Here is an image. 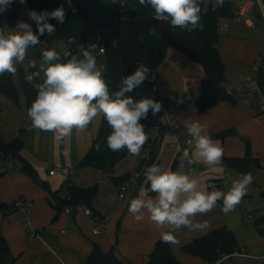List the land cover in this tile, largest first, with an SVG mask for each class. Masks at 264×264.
Segmentation results:
<instances>
[{"label":"crops","instance_id":"1","mask_svg":"<svg viewBox=\"0 0 264 264\" xmlns=\"http://www.w3.org/2000/svg\"><path fill=\"white\" fill-rule=\"evenodd\" d=\"M210 1L215 5L216 0ZM12 3L15 8L8 7L4 13L16 10L19 20L32 26L28 1L22 4L20 0H13ZM257 3L258 0H232L234 16L222 20L217 43L225 70L213 79V87L227 89L231 83L234 86L245 82L247 76L258 79L259 72L256 73L254 67L258 65L260 68L264 60V19ZM246 5L249 7L246 16H240L241 7ZM16 27L7 26L5 33L15 32ZM61 43L67 44L65 41L51 45L45 42L39 44L53 49V44L60 47ZM33 48L30 47L28 53ZM37 58L42 59L41 55ZM36 62L38 75L35 79L40 82L37 59ZM28 65L29 72L19 69L24 71L25 76L32 71L30 60ZM205 77L202 64L171 47L159 65L153 82L158 85V93L162 98L173 101L181 99L189 88H200ZM16 83L19 85L20 79ZM231 96L232 100H222L211 107L180 114L179 127L166 130L161 135L158 165L165 170L174 172L179 153L178 142L190 137L186 125L193 121L207 126L208 134L223 148V156L244 157L249 141L252 155L259 162L251 166L249 173L253 181L234 211L223 213L222 202L218 201L217 206L206 215L194 217L201 227H181L174 233L177 242L171 243V246L180 264H209L201 257L185 252L183 247L221 227L232 231L240 248L246 252L253 255L264 253V233L253 223L255 218L264 216V91H238L233 87ZM0 102V134L6 142L21 141L20 155L32 165L35 172V177L23 172L21 161L13 156L12 160L5 159V156L0 159V232L16 258L14 264H91L88 257L96 244L105 252L115 245L124 264H147L161 232L170 230L167 226L157 228L147 214L142 221L137 222L128 211L132 199L155 198L156 193L151 191L150 182L146 178L138 182L134 195L120 201L119 186L106 171L80 166L99 132L103 118L95 119L85 131L73 129L70 136L57 141L53 133L31 126L25 94L21 88L18 101L0 93ZM224 131L230 132L222 136L220 133ZM190 150H194V142L190 143ZM141 159V153L124 159L116 166L115 174L128 173L129 180L135 178L139 174ZM9 164H12L11 168H7ZM58 165L71 167L68 178L50 175V169ZM221 166L223 171L219 170L220 166H209L203 160H197L195 170L185 173L198 180L200 190H216L210 186V182L217 180L227 192L231 185L230 181L225 185L227 176L236 179L245 173L222 163ZM95 185L98 193L93 200L92 210L95 215L109 217L107 230L100 234L94 233L96 223L92 215L77 210L66 212L68 205H60L63 195L68 193V186L87 188ZM19 197L33 202L31 213L15 211L2 215V206L7 207L6 213ZM65 228L68 231L63 232ZM32 230L37 233L33 237L30 236ZM252 261L250 257L240 256L231 264H250ZM261 262L264 264V261Z\"/></svg>","mask_w":264,"mask_h":264},{"label":"clouds","instance_id":"2","mask_svg":"<svg viewBox=\"0 0 264 264\" xmlns=\"http://www.w3.org/2000/svg\"><path fill=\"white\" fill-rule=\"evenodd\" d=\"M13 0H0V13L7 11ZM140 5L150 6L154 17L169 21L172 28H181L192 32L202 29L201 0H138ZM25 3V0H20ZM226 0H216L215 7H223ZM36 24L34 33L31 24L20 21L15 32L5 33L0 30V75L5 72L16 73V63H22L30 47L40 43V36L52 35L56 28L48 23L55 19L63 24L66 13L63 7L52 12L28 13ZM148 35L157 36L155 28L148 29ZM74 43L68 38L67 45ZM61 52L47 49L41 53L45 79L38 87L37 97L28 109L31 126L44 132H51L55 140L61 141L72 133L73 129L85 131L98 117L107 121L111 133L106 137L109 150L119 152L124 149L132 156L140 155L142 147L148 141L145 127L140 122L147 119L149 112L156 115L161 111V103L152 98L135 100L126 95L140 87L150 79V69L143 63H138L136 70L121 79L119 89L109 91L103 78L102 69L97 66V50L103 52L96 43L90 42L87 47L79 45V53L73 54L61 43ZM189 143L194 142V150H184L180 157L177 171L165 170L162 166L153 164L146 167L144 176L150 182V189L156 193L155 198L132 199L128 211L137 222L142 221L147 214L157 228L169 227V231L161 232L164 243H176L173 235L181 227L196 229L201 227L194 220L197 215H206L222 200L221 211L228 214L235 210L242 198L247 194L252 183L251 173L241 174L233 179L228 175L225 185L231 182L227 192L222 190H200L198 180L186 174L185 161L192 165L197 160H203L209 166H220L223 158V148L208 134L205 124L193 121L186 125ZM96 150H100L97 144ZM215 189V185H212Z\"/></svg>","mask_w":264,"mask_h":264},{"label":"trees","instance_id":"3","mask_svg":"<svg viewBox=\"0 0 264 264\" xmlns=\"http://www.w3.org/2000/svg\"><path fill=\"white\" fill-rule=\"evenodd\" d=\"M29 12H52L59 7H63L66 17L63 24L55 19H49L48 23L55 26L56 31L52 35L40 36V42L49 45L57 41H65L72 37L74 43L69 49L73 54H78V45L84 39L86 33L97 26H112L115 29L116 44L107 47L105 55L97 57V66L102 60L105 63V79L109 91L119 89L121 79L131 75L138 65L143 63L150 69V79L158 71L159 65L166 58L168 49L173 47L192 59L203 65L206 77L201 81L202 99L198 105V110L211 107L222 100H232V96L226 92L225 88L213 87V79L221 75L225 70V63L219 53L217 43L220 38V24L222 20L234 16L232 10V0H226L223 7H215L210 0H201L200 16L202 29L197 28L188 32L181 28H172L169 21L159 20L154 17V10L147 5H140L138 0H27ZM125 2L123 12L119 11L120 3ZM20 22L16 10L7 13H0V30L5 32L7 26H17ZM32 22V29L36 32V24ZM155 28L159 34L157 36L148 35V29ZM20 84L14 80V74L5 72L0 75V93L18 101L19 90L24 92L27 104V111L37 97L38 88L31 83L25 76L23 70L19 71ZM147 83L149 80H146ZM258 84L260 90L264 91V60L259 68ZM135 100L137 97L135 90L127 93ZM1 111V102H0ZM155 115L151 111L147 119L140 122L145 127V133L148 141L141 149L143 154L149 147L148 160L141 159L139 165V182L145 179L144 170L153 164L158 165V154L161 148V136L152 141L150 125ZM230 131L220 133L222 136ZM111 133V128L107 121L102 119L101 126L96 138L93 141L88 153L82 158L80 166L93 167L106 171L116 185L120 186L129 180V174L116 175L115 168L124 159L132 156L126 149L113 152L108 149L106 137ZM151 142V144H150ZM100 145V150H96V145ZM21 141L15 140L11 143L4 141L0 134V159L21 161V170L31 177H35L32 165L20 155ZM180 155L178 154L174 172L180 164ZM221 163L224 166L234 168L240 172L249 173L252 165H258L251 152V143L247 142L246 154L244 157L230 158L223 156ZM1 173V172H0ZM216 190L224 191L223 187H217ZM66 197L61 199V206L83 204L91 209L93 200L98 193L97 185L93 187H67ZM213 191V190H211ZM219 202H222L219 201ZM5 206H2V215L5 214ZM264 222V216L255 218L253 223L258 227L261 233V223ZM167 232V231H166ZM175 233V232H174ZM173 233V235H174ZM240 248L238 240L234 233L225 227L217 228L207 234L186 244L183 249L185 252L201 257L208 263H214L224 254L232 253ZM15 257L5 237L0 232V264H14ZM91 264H124L119 257L116 246L108 252H105L96 244L88 257ZM147 264H180L176 259L171 243H164L161 238L158 239L153 252Z\"/></svg>","mask_w":264,"mask_h":264},{"label":"built area","instance_id":"4","mask_svg":"<svg viewBox=\"0 0 264 264\" xmlns=\"http://www.w3.org/2000/svg\"><path fill=\"white\" fill-rule=\"evenodd\" d=\"M261 15L264 19V0H258ZM10 9H14L15 5L11 3L9 6ZM125 9V2L122 1L119 5V11L123 12ZM249 10V7L243 6L240 9L239 15L240 16H246L247 12ZM90 42L96 43L100 48H103L104 51L101 53L99 50H97V57H103L106 53L107 47L111 45L116 44V37H115V29L112 26H97L93 29L89 30L84 39L81 41L79 45H83L85 47L88 46ZM78 45V49H79ZM69 49L71 48L70 45ZM36 59H30V66L32 68V71L28 75L29 80H34L38 73L36 70ZM255 72H259V66L255 65L254 67ZM245 82L230 86L226 89V92L231 95L233 87H235L238 91H248V90H256L257 92L261 91L258 79L254 78L252 76H247L245 79ZM147 88V89H146ZM137 97L141 98H152L154 100H157L161 103V111L157 113L150 125V131L152 133V141L160 137L164 131L166 130H175L179 127V115L182 113H186L193 109H198V105L202 99V90L200 88L192 89L189 88L187 90V93L179 100H173L169 101V103L166 105L165 99L162 98L158 93V85L155 82L147 83L145 81L140 87L135 89ZM191 138H187L186 140L179 141V155L181 156L182 152L184 150H190V143L189 141ZM151 144V142H150ZM149 158V147H147L146 151L142 154L143 160H148ZM12 164H9L7 168H11ZM195 170V163L192 165H188L187 161H185V169L184 171L187 173H192ZM72 172V169L70 166H62L58 165L52 169H50L49 173L50 175H62L65 178H68ZM139 174L132 178L122 185L119 186L118 191V197L120 201H125L128 198L132 197L134 193L136 192L137 186H138V180ZM215 185V188L221 186V182L214 180L210 182V186ZM213 188V187H212ZM63 197H66V194L63 195ZM33 209V202L30 200H26L22 197H19L12 205L11 209H8L5 214H10L15 211H20L25 214L31 213ZM72 210H77L80 212H83L87 215H92L93 219L95 220L96 226L94 228L95 234H100L102 232H105L108 228V216L107 217H101L99 215H95L93 210L83 204H76V205H68L65 208L66 212H71ZM250 212V211H249ZM2 217H0L1 219ZM261 228L264 229V222L261 223ZM68 231V228L63 229V232ZM37 233L35 231H30V236L33 237ZM240 256H247L253 259V261L250 264H261V261H264V253H261L259 255H253L248 252H246L243 248H238L234 250L232 253L224 254L221 257H219L214 263L209 264H231L234 263ZM261 262V263H260Z\"/></svg>","mask_w":264,"mask_h":264},{"label":"rangeland","instance_id":"5","mask_svg":"<svg viewBox=\"0 0 264 264\" xmlns=\"http://www.w3.org/2000/svg\"><path fill=\"white\" fill-rule=\"evenodd\" d=\"M257 4H259V3H257ZM258 9H259V6H258ZM38 45L39 46H35L33 48L31 53L30 52L28 53V50H27V55H26V57H25V59H24V61L22 63H16L15 64V67H16L17 70H16V73L14 74V79H15L16 82L19 81V69L21 68V69H24L26 72H29L28 60H30L31 58H35V59L38 60V70H39V73H41V75L39 77L40 82H37L36 79H34V80H31V83H33V85H35L37 88L43 83V80L45 79L44 72H43V70L41 68V65H42L43 62H42V59H38L37 56L41 55V53L44 50H47L48 46L47 45L44 46V45H40V44H38ZM66 47H68V49H69V46L67 44H66ZM52 48L56 49L59 52H62V49L60 47H57L56 44H53ZM99 68L102 69V72H105V63L102 60L99 62ZM27 75L28 74H26V76ZM231 85H232V83L229 86H231Z\"/></svg>","mask_w":264,"mask_h":264},{"label":"water","instance_id":"6","mask_svg":"<svg viewBox=\"0 0 264 264\" xmlns=\"http://www.w3.org/2000/svg\"><path fill=\"white\" fill-rule=\"evenodd\" d=\"M150 82H152V81H150ZM165 103H166V105L169 103V99L168 98H166L165 99ZM15 155H13V157H14Z\"/></svg>","mask_w":264,"mask_h":264}]
</instances>
